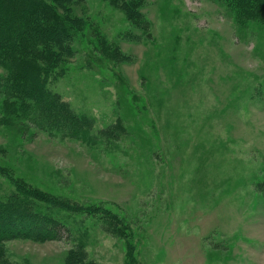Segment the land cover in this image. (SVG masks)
I'll return each mask as SVG.
<instances>
[{
  "label": "rangeland",
  "instance_id": "374dc122",
  "mask_svg": "<svg viewBox=\"0 0 264 264\" xmlns=\"http://www.w3.org/2000/svg\"><path fill=\"white\" fill-rule=\"evenodd\" d=\"M45 1L72 51L0 54V199L62 222L0 243V264H264V21L222 0H142L144 27L129 0ZM39 68L58 111L10 96Z\"/></svg>",
  "mask_w": 264,
  "mask_h": 264
},
{
  "label": "trees",
  "instance_id": "16d2710c",
  "mask_svg": "<svg viewBox=\"0 0 264 264\" xmlns=\"http://www.w3.org/2000/svg\"><path fill=\"white\" fill-rule=\"evenodd\" d=\"M69 0H63L59 7L63 8V3ZM71 1V0H70ZM123 6L122 0H115ZM227 9L233 11L240 20L259 19L264 21V0H222ZM123 6V9L127 11L130 18H133L136 24L144 27L146 24L142 22V0H129ZM52 5L45 0H0V54L7 55L10 52H14L20 49L22 45L27 42L36 40L42 42L43 39L50 40L54 44H59L64 47L65 53H71V47L64 43L69 41L71 37L68 25L65 22L60 21V26L55 29L51 26L48 29L44 20L48 22L49 19H55L58 23L60 19L58 14L53 13ZM58 30L57 34L55 31ZM68 30V31H67ZM49 32V34H47ZM26 35H30L31 39H25ZM34 37V40H33ZM26 40V41H25ZM63 44V46H62ZM59 52H53L51 54L54 57ZM51 67L43 71L44 76L51 73ZM29 73V72H28ZM27 73V74H28ZM46 73V74H45ZM26 74V75H27ZM31 72L25 77V81L20 84L11 86L10 96H14V93H18L19 97L25 96L30 99L37 100L39 105L44 103V106L58 111L62 108L56 99L51 102L49 95L44 92L45 79L41 80V69L31 74ZM40 92V94L38 93ZM43 106V105H42ZM70 120L74 122L76 127L83 122V116H77L74 112L67 110ZM17 196L11 195V198L7 200L0 199V243L18 237L34 238L38 240H47L48 235L57 233L58 225L61 224L59 217L48 208V211L30 214L29 204L26 201L17 200ZM56 204V203H55ZM60 207V204H56ZM28 208V210H27ZM51 227V228H50ZM53 231V233H52ZM38 233L40 236H34ZM2 245V244H1ZM2 254V247L0 248V255Z\"/></svg>",
  "mask_w": 264,
  "mask_h": 264
}]
</instances>
